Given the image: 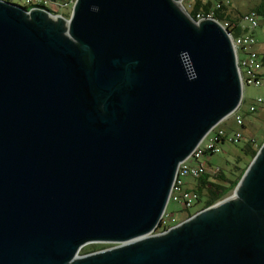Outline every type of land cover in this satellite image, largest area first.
<instances>
[{"label":"water","instance_id":"1","mask_svg":"<svg viewBox=\"0 0 264 264\" xmlns=\"http://www.w3.org/2000/svg\"><path fill=\"white\" fill-rule=\"evenodd\" d=\"M179 1L0 0V264H264V144L233 196L153 234L243 98L229 32Z\"/></svg>","mask_w":264,"mask_h":264},{"label":"built area","instance_id":"2","mask_svg":"<svg viewBox=\"0 0 264 264\" xmlns=\"http://www.w3.org/2000/svg\"><path fill=\"white\" fill-rule=\"evenodd\" d=\"M12 4H17L16 2H21V7L25 6H35V8L45 10L49 12L52 16H59V10L70 7V10L73 9L77 0H6ZM184 1L190 0H181L183 4ZM183 6V5H182ZM220 4H217L216 7L220 8ZM205 18L213 19V15L204 17L203 15H198V20ZM221 26L229 32L231 38L235 55H236V65L239 70L241 84L243 87V98H244V89L245 86H255L261 87L264 84V67L260 60V56L257 50L258 40L253 33L254 30L260 27V18L255 11H249L241 19L242 25H244L248 31L239 36H233L232 28L233 26L229 22H220ZM243 98L241 104L243 102ZM241 104L238 109L233 112L231 115L223 119L218 125H216L201 141V143L196 147L192 154L182 161L178 167L177 176L175 178L173 188L170 195V202L180 205L187 209L193 207L199 196L196 192H191L185 189L186 178L199 179L209 171L203 157L205 153L217 154L220 153L221 148L219 146V141L225 139L230 143H238L243 139V134L240 131H236L233 135H227L226 131L221 128V124L231 116L235 117L236 123L239 126L244 125V121L239 111L241 109ZM258 105H264V95L258 96L256 98V103L250 107L251 112H256L258 110ZM229 120V119H228ZM224 122V123H225ZM206 140V144L203 142ZM174 218L173 214L165 211L160 224L162 226H167L168 221ZM160 227V225H159Z\"/></svg>","mask_w":264,"mask_h":264},{"label":"rangeland","instance_id":"3","mask_svg":"<svg viewBox=\"0 0 264 264\" xmlns=\"http://www.w3.org/2000/svg\"><path fill=\"white\" fill-rule=\"evenodd\" d=\"M231 1L234 7L237 10H240L242 13L249 12L250 9H252L259 2V0H231ZM16 3L22 5L21 2H16ZM179 4L183 8V10L185 9L187 11V9L189 8V5L188 4L184 5V2L182 4L181 0L179 1ZM71 12L72 10L60 11L59 16H62L65 19H69ZM63 13H67V14L69 13V14L64 15ZM263 28L264 27L262 26L257 30L259 31L262 30ZM263 94H264V85L262 87H255V86L245 87L244 100L241 104V109L239 111L244 121V125L242 126L237 125L234 116H231L230 118H228L229 120L227 119V122L224 121L225 123L223 122L221 124V128L226 131V134L228 136L233 135L236 131H240L243 134V139L238 143L225 142L224 144L221 145L220 153L213 155L206 154L203 157V161L205 162L206 166L210 171L221 169L222 171L225 172L226 176L229 179H235L240 172L239 167H244L248 163H249L248 166L250 165L253 159L250 160V158L246 157L242 148L244 147L245 141L247 139H254L256 141L255 145L259 147V149L264 144V105H258V110L256 112L250 111V107L256 103V98ZM203 143L206 144V140ZM184 181H185V188L191 192H196L200 197V199L202 200V202L196 203L190 209H187L182 206L180 207L178 205H175L174 202H170V204L167 207V211L172 212L174 218L170 219L168 221V224L171 223L179 224L185 221L186 219H188L189 214L193 216L197 212L204 210L203 207L206 199L205 195L207 194L206 191L204 193H200L199 188L197 186L199 182L193 180L192 178H186L184 179ZM188 186L190 188H188ZM234 191L235 189H233V191H231L224 199L231 197L234 194ZM161 232H163V230L160 231V227L158 226L153 234H158ZM99 245L100 244L85 245L80 250L79 256L83 257L90 253H94L91 251H93V249ZM106 245H109L108 248L103 249L102 251L111 249L115 246L114 244H106Z\"/></svg>","mask_w":264,"mask_h":264},{"label":"trees","instance_id":"4","mask_svg":"<svg viewBox=\"0 0 264 264\" xmlns=\"http://www.w3.org/2000/svg\"><path fill=\"white\" fill-rule=\"evenodd\" d=\"M57 1V0H54ZM188 4L189 8L187 9L188 13L195 19L198 20V15H203L204 17H207L209 15H213V18L220 22H229L233 28H232V34L233 36H239L241 34H244L248 31V29L242 25L241 19L246 13H242L240 10H237L231 0H190V1H184V5ZM220 4V8H217L216 5ZM27 10H31L35 8V6H25L23 7ZM235 8V10H234ZM70 10V7H67L65 9H60V11H67ZM250 11H255L259 18H260V27H264V0H259V2L252 8ZM64 15H68L67 13H63ZM262 22V24H261ZM259 27V28H260ZM258 30H254V34L256 36V32ZM257 38V37H256ZM258 40V39H257ZM260 44L258 40V45ZM264 45V42L262 43ZM257 45V47H258ZM256 47V48H257ZM258 53H259V58L262 62V65L264 67V52L260 51L258 48ZM264 78V75H263ZM264 85V84H263ZM262 85V86H263ZM261 86V87H262ZM246 87V86H245ZM245 90V89H244ZM264 95V94H263ZM261 96V95H260ZM244 100V98H243ZM225 142H228L225 139H222L219 141V146L221 148V145L224 144ZM256 141L254 139H247L245 141V145L242 148L244 151V154L246 157L250 158L252 160L256 154L259 151V147L256 145ZM208 153H205V155ZM212 154V153H209ZM204 155V156H205ZM213 155V154H212ZM249 164V163H248ZM247 165L244 167H239L240 172L238 176L235 179H229L225 172L222 171L221 169L215 170V171H208L204 175H202L201 178L199 179H193L195 181H198V188L200 193H204L206 191V199L204 202V209L216 204L217 202L221 201L224 199L235 187L237 186L238 182L244 175ZM208 168V167H207ZM214 177V178H212ZM202 200L198 199L197 203H201ZM192 215H188V218H190ZM175 221V220H174ZM178 223H171L168 224L167 226H162L160 224V231H166L170 229L171 227L177 225ZM109 245L106 244H100L96 248L93 249L91 252H97L103 249L108 248Z\"/></svg>","mask_w":264,"mask_h":264},{"label":"crops","instance_id":"5","mask_svg":"<svg viewBox=\"0 0 264 264\" xmlns=\"http://www.w3.org/2000/svg\"><path fill=\"white\" fill-rule=\"evenodd\" d=\"M256 37H257V39L259 40V42H260V44L258 45V49L260 50V51H262V52H264V45L262 44L263 42H264V28L262 29V30H259V31H257L256 32ZM188 188H190L189 186H188ZM186 189V188H185ZM170 204V203H169ZM175 205H177V204H175ZM178 206H180V205H178ZM181 207V206H180ZM169 213H171L172 214V212H169Z\"/></svg>","mask_w":264,"mask_h":264},{"label":"bare ground","instance_id":"6","mask_svg":"<svg viewBox=\"0 0 264 264\" xmlns=\"http://www.w3.org/2000/svg\"><path fill=\"white\" fill-rule=\"evenodd\" d=\"M184 10H185V9H184ZM234 194H235V193H234ZM234 194H233V195H234ZM233 195H232V196H233Z\"/></svg>","mask_w":264,"mask_h":264},{"label":"clouds","instance_id":"7","mask_svg":"<svg viewBox=\"0 0 264 264\" xmlns=\"http://www.w3.org/2000/svg\"><path fill=\"white\" fill-rule=\"evenodd\" d=\"M95 10V9H94Z\"/></svg>","mask_w":264,"mask_h":264}]
</instances>
